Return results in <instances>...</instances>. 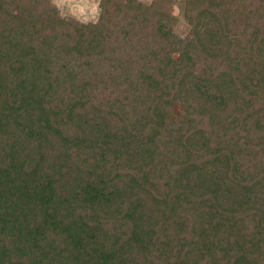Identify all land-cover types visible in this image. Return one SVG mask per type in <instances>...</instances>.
Segmentation results:
<instances>
[{
	"label": "trees",
	"instance_id": "obj_1",
	"mask_svg": "<svg viewBox=\"0 0 264 264\" xmlns=\"http://www.w3.org/2000/svg\"><path fill=\"white\" fill-rule=\"evenodd\" d=\"M99 5L0 0V264H264V0Z\"/></svg>",
	"mask_w": 264,
	"mask_h": 264
},
{
	"label": "rangeland",
	"instance_id": "obj_2",
	"mask_svg": "<svg viewBox=\"0 0 264 264\" xmlns=\"http://www.w3.org/2000/svg\"><path fill=\"white\" fill-rule=\"evenodd\" d=\"M64 18H74L83 22L95 21L100 14L99 0H51ZM150 2L151 0H141ZM177 2V1H176ZM173 3L172 12L178 18L175 27L177 32L184 35L187 25L182 17L181 8Z\"/></svg>",
	"mask_w": 264,
	"mask_h": 264
}]
</instances>
